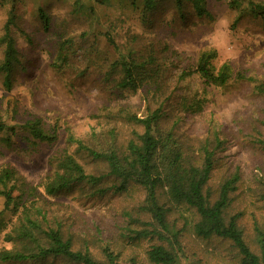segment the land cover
Here are the masks:
<instances>
[{
    "label": "rangeland",
    "instance_id": "rangeland-1",
    "mask_svg": "<svg viewBox=\"0 0 264 264\" xmlns=\"http://www.w3.org/2000/svg\"><path fill=\"white\" fill-rule=\"evenodd\" d=\"M206 1L210 18H198L189 4L181 14L173 2L166 0L146 17L141 3L134 5L130 0H0V36L14 9L13 37L20 54L11 91L4 88L0 76V115L9 126H18L34 116L47 128L56 127L59 135L54 145L38 149L24 142L18 147L19 139L15 138L12 148H0V168L12 167L41 193V185L50 172L49 159L56 151L68 147L69 136L93 149L105 150L112 146L109 133L113 130L117 135L115 147L134 139L133 132L141 133L142 128L124 116L130 113L140 118L146 114L147 90L121 92L103 80L107 71L104 63L112 62L132 45L147 53L146 47L156 44L155 56L166 67L168 78L193 66L201 52L216 50L219 65L229 63L235 72L264 82V20L252 17L247 3L236 11L230 8V0ZM40 10L50 18L48 30L44 29ZM107 32L120 51L106 46ZM65 40H71L74 49L67 47L68 61L60 67L58 50ZM93 48L102 54L97 57L91 54L88 60L93 64L87 67V60L82 58L87 53L81 50ZM2 58L0 47V62ZM255 94L252 83L232 80L224 87L214 88L193 76L175 89L176 100L172 110L169 109L177 134L189 139L192 145L208 136L210 124L220 132L224 143L215 155L211 185L215 187L231 178L236 170L240 172L234 206L236 212L244 213L239 222L246 228L248 240L253 235L254 221L264 222V201L260 199L264 194V178L259 183L264 177V151L254 143L257 129L264 136V126L259 125L264 120V97ZM194 95L207 98L204 110L196 115L182 110L179 103L181 96ZM71 148L74 151L76 146ZM78 161L90 174L105 173V165L93 162L85 154H78ZM144 193L142 189H133L94 197L88 189L77 187L53 198L44 197L40 204L51 222L61 223L64 233L73 237L76 248L89 244L98 253L102 239L116 245L124 213L140 217L138 209ZM3 204L0 198V211ZM10 218L7 213L6 219ZM192 239L184 237L187 252L193 255L192 264H216L211 254L192 244ZM11 248L13 245L4 241L2 235L0 252ZM145 248L144 244L136 249L140 259ZM127 249L121 248L124 256L132 254ZM41 264L69 263L48 259Z\"/></svg>",
    "mask_w": 264,
    "mask_h": 264
},
{
    "label": "trees",
    "instance_id": "trees-1",
    "mask_svg": "<svg viewBox=\"0 0 264 264\" xmlns=\"http://www.w3.org/2000/svg\"><path fill=\"white\" fill-rule=\"evenodd\" d=\"M130 1L134 5L141 3L144 17L163 2ZM166 1L173 2L175 10L181 14L189 4L198 18H210L206 0ZM244 3H247L252 17L264 20V3L230 0L229 6L239 11ZM39 16L44 29L48 30L50 18L43 10H40ZM15 23V10L12 9L0 36V47H3L0 76L7 91L12 89L19 65L20 54L13 37ZM106 34V46L113 47L115 52L120 51L112 35ZM154 46L156 48V44ZM154 46H147L149 52L146 53L132 45L112 62L107 63L106 60L107 64L104 63L107 71L103 80L111 82L116 90H147L146 114L140 118L130 113L124 116L142 128L141 133H132L134 139L122 147H115L117 135L113 130L109 133L112 146L96 150L69 136L68 147L56 151L49 159L50 172L41 185V193L38 187L27 183L12 167L0 168V198L4 200L0 211V238L4 235V241L13 245V248L0 252L2 264H41L48 259H60L69 264H192L193 255L187 252L185 236L193 238L192 244L211 254L216 264H264V222L259 224L254 221L253 235L248 240L247 230L239 222L244 213L235 211L240 172L236 170L223 183L215 187L211 185L215 155L224 143L220 132L210 124L208 136L196 146L192 145L189 139L177 134L169 113L176 100L175 89L193 76H197L207 87L214 88L224 87L232 80L252 83L255 95L260 97H264V82L235 72L229 63L219 65L216 50L201 52L193 66L168 78L166 67L155 56ZM67 47L74 49L71 40L60 44L57 56L60 67L68 61ZM81 51L87 53L82 56L88 62L87 67L93 64L88 60L91 54L96 57L102 54L98 48ZM206 102L207 98L202 95L181 96L179 101L182 110H190L195 115L204 110ZM259 125L264 126V120ZM16 126L6 124L0 115V148H12L15 138L19 139L16 146L20 147L24 142L36 149L54 145L59 138L56 127L47 128L41 119L34 116L18 125L19 130ZM20 134L21 138L18 137ZM254 143L264 151L261 130L257 129ZM72 146H76L74 151ZM78 154H85L93 162L105 165V173H88L78 161ZM77 187L88 189L94 197L109 191L126 193L142 189L145 192L138 209L140 217L124 213L121 226L117 229L116 245L102 239L98 253H94L89 244L76 248L73 237L64 233L61 223L51 222L48 212L40 204L42 199L59 196ZM260 199L264 201V194ZM7 213L11 217L9 220L6 219ZM97 233H102L100 228ZM144 244L146 248L140 259L136 249ZM121 248H129L127 250L132 254L124 256Z\"/></svg>",
    "mask_w": 264,
    "mask_h": 264
}]
</instances>
